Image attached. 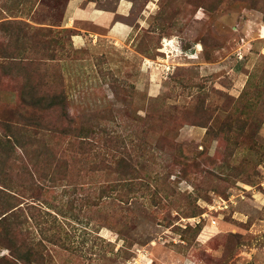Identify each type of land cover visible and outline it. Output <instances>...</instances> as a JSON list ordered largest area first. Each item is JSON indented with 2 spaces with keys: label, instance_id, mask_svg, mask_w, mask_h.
Instances as JSON below:
<instances>
[{
  "label": "rangeland",
  "instance_id": "obj_1",
  "mask_svg": "<svg viewBox=\"0 0 264 264\" xmlns=\"http://www.w3.org/2000/svg\"><path fill=\"white\" fill-rule=\"evenodd\" d=\"M68 1L0 0V264H264V0Z\"/></svg>",
  "mask_w": 264,
  "mask_h": 264
},
{
  "label": "crops",
  "instance_id": "obj_2",
  "mask_svg": "<svg viewBox=\"0 0 264 264\" xmlns=\"http://www.w3.org/2000/svg\"><path fill=\"white\" fill-rule=\"evenodd\" d=\"M133 9L131 0H118L113 9L100 6L96 0H69L64 9L62 27L79 32L73 40L76 48L86 44V35L82 33L95 34L92 29H106L115 41L122 42L130 34V27L118 20L129 18Z\"/></svg>",
  "mask_w": 264,
  "mask_h": 264
},
{
  "label": "trees",
  "instance_id": "obj_3",
  "mask_svg": "<svg viewBox=\"0 0 264 264\" xmlns=\"http://www.w3.org/2000/svg\"><path fill=\"white\" fill-rule=\"evenodd\" d=\"M5 220H7V216H6V217H4V218L1 220V222H2V221H5Z\"/></svg>",
  "mask_w": 264,
  "mask_h": 264
},
{
  "label": "bare ground",
  "instance_id": "obj_4",
  "mask_svg": "<svg viewBox=\"0 0 264 264\" xmlns=\"http://www.w3.org/2000/svg\"><path fill=\"white\" fill-rule=\"evenodd\" d=\"M172 40H173V39H172ZM166 45H167V44H166ZM166 45H165V46H166ZM169 45H170V44H169Z\"/></svg>",
  "mask_w": 264,
  "mask_h": 264
}]
</instances>
